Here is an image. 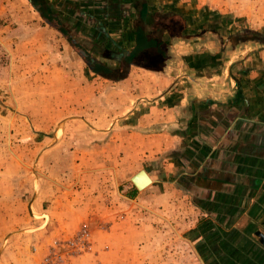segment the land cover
I'll list each match as a JSON object with an SVG mask.
<instances>
[{"label":"rangeland","instance_id":"374dc122","mask_svg":"<svg viewBox=\"0 0 264 264\" xmlns=\"http://www.w3.org/2000/svg\"><path fill=\"white\" fill-rule=\"evenodd\" d=\"M170 2L217 64L264 46V0ZM136 80L99 78L28 0H0V264H203L200 228L219 251L216 221L162 162ZM141 169L153 182L145 172L131 194Z\"/></svg>","mask_w":264,"mask_h":264},{"label":"crops","instance_id":"0c3cea01","mask_svg":"<svg viewBox=\"0 0 264 264\" xmlns=\"http://www.w3.org/2000/svg\"><path fill=\"white\" fill-rule=\"evenodd\" d=\"M132 1L45 0L62 25L83 40L126 50L134 46V35L130 15L122 13L132 12ZM170 1L145 0L148 10L179 13L186 21L179 36H162L167 52L161 66L130 65L117 81L95 75L111 82L139 79L140 98L155 116V138L162 141L158 151L170 149L162 160L165 168L195 197L202 224L216 221L213 227L220 231L222 244L213 254L205 250V230L195 234L196 247L202 242L204 249L196 252L202 263L264 264V246L256 235H264V60H254L264 46H244L243 56L233 54L217 64L206 30H190L195 24ZM237 65L240 75L233 72ZM147 174L151 184L153 175ZM136 190L133 186L130 193Z\"/></svg>","mask_w":264,"mask_h":264},{"label":"trees","instance_id":"16d2710c","mask_svg":"<svg viewBox=\"0 0 264 264\" xmlns=\"http://www.w3.org/2000/svg\"><path fill=\"white\" fill-rule=\"evenodd\" d=\"M28 1L49 26L63 35L92 73L112 81L126 77L130 65L149 68L161 66L167 52L162 36H179L186 25L185 19L179 13L162 9L148 10L145 0H133L131 13H120L130 15L134 46L129 50L116 46L107 49L93 44L91 40H83L79 34L67 30L62 25L63 20L45 0ZM261 38L264 39L262 36Z\"/></svg>","mask_w":264,"mask_h":264},{"label":"water","instance_id":"95a60500","mask_svg":"<svg viewBox=\"0 0 264 264\" xmlns=\"http://www.w3.org/2000/svg\"><path fill=\"white\" fill-rule=\"evenodd\" d=\"M139 174L145 175V174H144V171L141 169V170L137 171L135 174H133V176L131 177V180H132V182H133L132 184H133V186H134L137 190H139L141 187L138 186V184H136V183L134 182L133 177H135V176H137V175H139ZM256 235L259 237V241H260V243L264 246V235L261 234V233H259V232H256Z\"/></svg>","mask_w":264,"mask_h":264},{"label":"bare ground","instance_id":"6f19581e","mask_svg":"<svg viewBox=\"0 0 264 264\" xmlns=\"http://www.w3.org/2000/svg\"><path fill=\"white\" fill-rule=\"evenodd\" d=\"M143 170V169H142ZM144 171V174L145 175H142V174H139L135 177H133V180L136 184H138V186L142 187L147 181H149V178L148 176L146 175L145 173V170ZM141 178V179H140ZM132 181V180H131Z\"/></svg>","mask_w":264,"mask_h":264}]
</instances>
